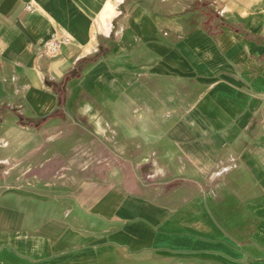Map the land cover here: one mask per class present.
Returning <instances> with one entry per match:
<instances>
[{"label": "crops", "instance_id": "1", "mask_svg": "<svg viewBox=\"0 0 264 264\" xmlns=\"http://www.w3.org/2000/svg\"><path fill=\"white\" fill-rule=\"evenodd\" d=\"M0 118V264H264V0H0Z\"/></svg>", "mask_w": 264, "mask_h": 264}, {"label": "built area", "instance_id": "2", "mask_svg": "<svg viewBox=\"0 0 264 264\" xmlns=\"http://www.w3.org/2000/svg\"><path fill=\"white\" fill-rule=\"evenodd\" d=\"M36 10L37 8L32 3L26 5V11L34 13ZM69 42L70 37L68 35L54 36L43 45L42 54L45 56L55 55L60 52L63 45Z\"/></svg>", "mask_w": 264, "mask_h": 264}, {"label": "bare ground", "instance_id": "3", "mask_svg": "<svg viewBox=\"0 0 264 264\" xmlns=\"http://www.w3.org/2000/svg\"><path fill=\"white\" fill-rule=\"evenodd\" d=\"M114 13L113 7L110 5L106 9V12L102 14L101 19L105 23L106 20H108L109 17Z\"/></svg>", "mask_w": 264, "mask_h": 264}, {"label": "trees", "instance_id": "4", "mask_svg": "<svg viewBox=\"0 0 264 264\" xmlns=\"http://www.w3.org/2000/svg\"><path fill=\"white\" fill-rule=\"evenodd\" d=\"M0 120H1V118H0ZM20 121H21L22 123H27V119H25L24 117H20Z\"/></svg>", "mask_w": 264, "mask_h": 264}]
</instances>
